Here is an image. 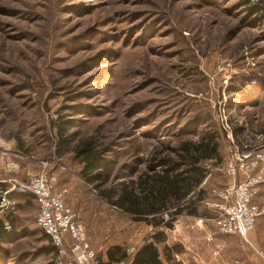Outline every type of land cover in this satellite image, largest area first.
<instances>
[{
	"label": "rangeland",
	"instance_id": "obj_1",
	"mask_svg": "<svg viewBox=\"0 0 264 264\" xmlns=\"http://www.w3.org/2000/svg\"><path fill=\"white\" fill-rule=\"evenodd\" d=\"M57 134L69 139L61 154ZM205 134L222 159L234 145L263 142L264 0H0V183L17 198L15 184L54 173L100 262L113 245L132 257L154 232L166 234L101 193L114 199L155 155L156 164L175 159ZM82 140L103 152L90 181L74 151ZM219 160L203 163L211 175L198 206L210 221L205 202L229 181ZM10 202L0 211V264H54L36 200ZM254 203L264 205L263 192ZM258 224L247 239L221 233L233 264H264Z\"/></svg>",
	"mask_w": 264,
	"mask_h": 264
},
{
	"label": "trees",
	"instance_id": "obj_2",
	"mask_svg": "<svg viewBox=\"0 0 264 264\" xmlns=\"http://www.w3.org/2000/svg\"><path fill=\"white\" fill-rule=\"evenodd\" d=\"M255 9L257 11L259 8ZM57 135L59 145L57 152L61 154L69 139L64 134ZM97 147L91 140H82L74 146L76 157L83 165L82 174L88 177V181L92 178L87 173L91 169H98V161L102 159L103 152ZM174 151L177 158H163L157 164L155 155L148 166L150 171L140 178V183L132 182L131 186L124 187L114 199L109 191H103L101 196L121 210L135 216V219L145 221L154 228H172L173 222L183 213L202 216L198 210V203L203 199L205 190L200 185L202 186L208 171L203 163L207 160L222 159L219 158V142L214 134H205L198 142H186ZM157 166L163 168L156 171ZM105 167L107 164L104 165ZM102 177V173H96V176H93L98 181ZM19 195L31 196L21 193ZM165 213L168 215L167 219L163 218ZM7 218V221H13L9 216ZM3 222V219H0V241H3L7 235V228L4 227ZM163 229L154 232L150 240L143 243L132 257L123 246L118 244L111 246L107 250V262L102 263L164 264V261L170 262L174 252L180 249L177 245L167 244V236ZM44 234L52 243L50 236ZM51 249L56 250L53 243Z\"/></svg>",
	"mask_w": 264,
	"mask_h": 264
},
{
	"label": "built area",
	"instance_id": "obj_3",
	"mask_svg": "<svg viewBox=\"0 0 264 264\" xmlns=\"http://www.w3.org/2000/svg\"><path fill=\"white\" fill-rule=\"evenodd\" d=\"M262 141L230 147L217 165L229 181L213 188L215 201L205 204L214 212L212 222L220 233L246 237L264 215V205L254 203L264 186V138ZM56 184L55 174L49 172L32 174L26 183L15 184L19 193L30 194L38 204L36 223L56 248L54 264H103L89 242L84 223L66 202L69 190H59ZM9 192H3L0 211L11 204L6 199Z\"/></svg>",
	"mask_w": 264,
	"mask_h": 264
},
{
	"label": "crops",
	"instance_id": "obj_4",
	"mask_svg": "<svg viewBox=\"0 0 264 264\" xmlns=\"http://www.w3.org/2000/svg\"><path fill=\"white\" fill-rule=\"evenodd\" d=\"M224 184L220 186H223ZM203 186V184L202 186L200 185L201 188H203ZM0 190H3L0 194L1 201L3 198V192L7 190L3 183H0ZM262 192L264 193V186L260 188L259 193ZM7 198L9 199V201L12 200L14 203L18 204H21V201H29L30 198L34 200L33 197L27 195L16 198L12 195V193H9L6 196V199ZM198 210L199 213H201L200 209ZM257 222L259 223L258 225L262 226L264 224V218H258ZM261 226L257 227V231L263 234L264 231ZM216 229L217 228L214 226L212 221H210V219L206 218L203 215L192 216L187 215L186 213L179 215L173 222V227L166 228L165 230L167 234V244L169 246L171 244L177 245L180 249V251L174 252V254L176 255V263L233 264V252H235V249L230 244L232 242V239L229 237V239L225 240L226 238H223L221 236V233H219ZM251 233L249 234L251 235ZM249 234L243 238L247 239ZM215 245H218V249L216 251L219 253L214 254V256L212 250ZM174 254L172 255V260L170 261V263L174 261ZM164 264H168V261H164Z\"/></svg>",
	"mask_w": 264,
	"mask_h": 264
}]
</instances>
